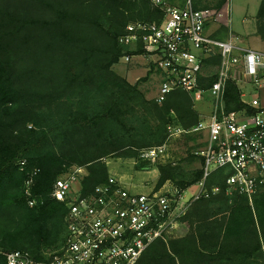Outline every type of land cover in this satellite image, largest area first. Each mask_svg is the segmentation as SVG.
<instances>
[{
    "label": "trees",
    "instance_id": "16d2710c",
    "mask_svg": "<svg viewBox=\"0 0 264 264\" xmlns=\"http://www.w3.org/2000/svg\"><path fill=\"white\" fill-rule=\"evenodd\" d=\"M199 1L196 8H208ZM163 14L151 0H0V250L41 256L63 243L68 207L52 191L72 166L87 168L80 185L91 193L110 180L108 157L135 158L165 143L170 124L190 128L203 119L189 92L175 90L159 102L147 97L140 80L131 83L114 70L125 55L144 52L120 42L127 25ZM257 32L264 39V0ZM242 92L228 81L226 109L255 113ZM139 167L151 164L143 160ZM158 169L157 190L173 182L182 192L203 177L201 168L187 178L178 163ZM31 175L35 206L26 193ZM228 176L219 169L208 179L221 191L192 204L181 218L186 235L157 240L137 264H264V184L251 201L228 193ZM0 264H7L3 254Z\"/></svg>",
    "mask_w": 264,
    "mask_h": 264
},
{
    "label": "built area",
    "instance_id": "2783aa9c",
    "mask_svg": "<svg viewBox=\"0 0 264 264\" xmlns=\"http://www.w3.org/2000/svg\"><path fill=\"white\" fill-rule=\"evenodd\" d=\"M151 1L163 10V17L129 23L120 42L132 49L142 46L144 52L139 56L150 58L161 72L157 101L182 89L196 103L210 96L212 111L190 128L170 124L167 141L143 149L140 157L156 162L168 153L173 138L204 133V146L195 152L203 158V177L197 183V191L190 197L189 189L180 192L176 187L136 193L110 177L108 183L83 194L80 184L88 171L85 166L74 165L58 177L52 191V197L68 207L63 243L41 256L29 251L0 250L7 264H137L151 244L170 236L196 200L221 191L220 186H208V179L216 170L226 169L229 173L228 193L246 194L251 201L264 184V51L207 33L206 25L218 21L222 14L211 8H196L195 0H187L184 6L169 4L167 0ZM217 56L221 61L215 66L216 80L206 88L202 81L213 76L207 70L214 66L207 60ZM133 57L125 55L122 59L129 63ZM230 79L260 92L258 97H248V91L241 88L244 102L256 109L255 113L226 109ZM25 165L23 162V168ZM32 182L33 175L26 193L29 204L35 206Z\"/></svg>",
    "mask_w": 264,
    "mask_h": 264
},
{
    "label": "rangeland",
    "instance_id": "374dc122",
    "mask_svg": "<svg viewBox=\"0 0 264 264\" xmlns=\"http://www.w3.org/2000/svg\"><path fill=\"white\" fill-rule=\"evenodd\" d=\"M186 1L167 0L169 4L180 6H184ZM222 2L223 4L221 5ZM261 2L262 0H200L199 5L201 7L208 6V8L217 10L218 13L221 12L222 14L218 21H212L206 25L207 33L213 36L217 34L216 38L220 40L234 39L244 47L264 51V39L257 32V14ZM215 66H211L207 70L208 74H216L217 67ZM114 70L131 83H136L140 80V87L147 97L150 99L156 98L162 77L161 72L156 70L150 58L135 55L129 63L121 59L114 66ZM240 87L248 91V97H258L260 94L259 91L254 90L248 84H241ZM195 106L205 119L212 111V100L208 96L204 101L195 102ZM205 138L206 135L204 133L173 138L169 141L168 153L165 154V157L156 162H150V168L139 167V164L143 162L140 152L135 158L110 156L106 159L110 176L122 181L129 190L136 193L165 191L171 187H176L173 182H167L160 189H156L160 175L158 164L169 162L181 164L183 174L191 179L194 177V172L202 168L203 164L195 152L204 146ZM188 189L187 197H190L193 192L197 191L198 185L195 184ZM188 231L189 225L180 219L170 237H182Z\"/></svg>",
    "mask_w": 264,
    "mask_h": 264
}]
</instances>
